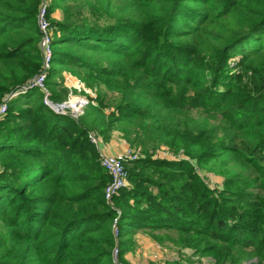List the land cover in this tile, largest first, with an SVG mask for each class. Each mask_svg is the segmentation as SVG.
Masks as SVG:
<instances>
[{"label":"trees","instance_id":"1","mask_svg":"<svg viewBox=\"0 0 264 264\" xmlns=\"http://www.w3.org/2000/svg\"><path fill=\"white\" fill-rule=\"evenodd\" d=\"M44 1L49 101L69 97L53 65L95 95L77 118L38 89L8 104L0 264H114L117 242L124 264L138 231L197 257L164 264H264V0H0V103L42 70ZM90 134L140 150L110 202ZM211 165L219 188L195 169Z\"/></svg>","mask_w":264,"mask_h":264},{"label":"built area","instance_id":"2","mask_svg":"<svg viewBox=\"0 0 264 264\" xmlns=\"http://www.w3.org/2000/svg\"><path fill=\"white\" fill-rule=\"evenodd\" d=\"M37 26L40 30L41 37H40V50L42 54V70L41 72L36 75L34 78L27 81L24 85L20 86L16 91L6 95L1 103H0V121L5 117L8 109V104L14 98L25 94L27 91L32 89H38L44 92V103L51 107H54L56 113L66 114L69 113L74 118H77L83 114L84 106L89 103L88 100L79 99V98H72L70 96L68 100L64 103L60 104H52L48 99V91L45 86V82L47 79L48 72L51 68V63L53 60V48H52V29L50 27V22L47 15V2L44 1L39 8L38 15H37ZM81 89H79L80 91ZM83 92L86 90L83 88ZM87 93V92H86ZM72 93H70L71 95ZM92 96V95H91ZM73 100H78V104H74L72 106ZM89 139L93 144H97V138H94L93 135H89ZM164 155L161 156V159H168V160H181L182 157L178 159L171 157L170 154L163 153ZM141 157L140 153L131 148H126L125 150L117 153V154H101L99 156V163L100 166L105 170L107 176L109 177V181L107 182L106 186L104 187V199L106 202H110L114 196L118 194V192L122 189L129 187V180H128V167L132 165L135 161L139 160ZM117 219L114 220L113 223V235L115 238L118 239L119 232L116 228ZM119 254V246L118 242L112 249L111 256L112 261L114 264H120L116 261V258Z\"/></svg>","mask_w":264,"mask_h":264},{"label":"rangeland","instance_id":"3","mask_svg":"<svg viewBox=\"0 0 264 264\" xmlns=\"http://www.w3.org/2000/svg\"><path fill=\"white\" fill-rule=\"evenodd\" d=\"M85 15L87 16V12H86ZM51 17H55L57 19H60L61 18L60 11L54 12V14ZM51 67H52V65H51ZM53 69L54 70H58L59 74L62 76V74H63V68L60 65H53ZM66 75L70 79H72L74 81H77V84H78V85L75 84L76 85V88L75 89H76L77 92H73L71 95L69 93V97L72 96V98L74 97V98L88 100L86 95H90V96L93 95V94L95 95V93H93V91L85 88V86L83 85V83H81L78 79H76L75 77L71 76L70 74H67L66 73ZM83 88L86 90L87 93L84 92V94H82V92H83L82 89ZM79 89H81L80 91H82V92H80ZM107 95H108V97H112L113 96V94H111V93H108ZM62 103H64V102H62ZM73 103L78 104L79 101L78 100H73L72 106H74ZM87 105H85L84 108ZM83 112H84V110H83ZM91 135H93V134H91ZM93 136H94V138H96L95 135H93ZM118 136L121 139V136L120 135H118ZM127 146H128L127 148L135 149L134 147H131L129 145H127ZM135 150H137L140 153V150L139 149L136 148ZM167 152H168V154H170L171 157H174L176 159H178L179 157H182L183 159H188L187 157H185L183 155V152L182 151H180L178 154H174V153H171L168 150V148L165 147V146L160 147V149H158L156 151V154L157 155L155 156V158H160L161 156L164 155L163 153H166L167 154ZM219 160L221 161L223 159H219ZM216 165H219V163H217ZM195 169L200 174V176L207 177L206 181L209 184L210 188H212V189L221 187L222 181L224 180L225 176L227 175V174H221L220 172L219 173L218 172H215L214 169L212 168V165H211V170H207L208 172L199 169L197 166H195ZM153 250H154L153 252L157 253L158 256L156 255L154 262L153 263H150V264H164L166 261L179 260V259L186 260V257H193L192 256V251H190V250H181L178 253V251L176 250V248L173 246L172 242L170 240H168V239H165L163 241V243H161V244H158L157 242H155V243L153 242ZM163 250L166 251V252H168V253H170V255H167L166 253H164ZM168 256H170V257H168ZM192 259L193 260H197V257H193ZM116 261L118 263H121L122 264V261L120 260V249H119V254H118L117 258H116ZM202 261H203L204 264H210V263H207V260L205 258H203Z\"/></svg>","mask_w":264,"mask_h":264},{"label":"crops","instance_id":"4","mask_svg":"<svg viewBox=\"0 0 264 264\" xmlns=\"http://www.w3.org/2000/svg\"><path fill=\"white\" fill-rule=\"evenodd\" d=\"M63 84L69 89V93L72 90H76L77 81L70 79L66 73L62 74ZM76 84V85H75ZM98 149L99 156L101 154H117L125 150L128 146L120 139L117 134H113L108 142L103 140H97V144H94ZM153 242L155 241L143 231H138L131 236L130 246L123 253L124 264H150L155 260L157 253L153 252ZM120 249V247H119ZM164 253L170 255V253L163 250ZM170 257V256H168ZM169 259V258H168ZM138 260V261H137Z\"/></svg>","mask_w":264,"mask_h":264},{"label":"water","instance_id":"5","mask_svg":"<svg viewBox=\"0 0 264 264\" xmlns=\"http://www.w3.org/2000/svg\"><path fill=\"white\" fill-rule=\"evenodd\" d=\"M51 104H52V102H50ZM52 106H53V104H52ZM54 111H55V109H54V107H51ZM55 112H57V111H55Z\"/></svg>","mask_w":264,"mask_h":264},{"label":"bare ground","instance_id":"6","mask_svg":"<svg viewBox=\"0 0 264 264\" xmlns=\"http://www.w3.org/2000/svg\"><path fill=\"white\" fill-rule=\"evenodd\" d=\"M73 104H75V103H73Z\"/></svg>","mask_w":264,"mask_h":264}]
</instances>
